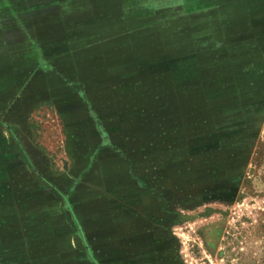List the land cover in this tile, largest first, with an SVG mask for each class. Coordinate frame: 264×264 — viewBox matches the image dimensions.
<instances>
[{
    "label": "rangeland",
    "instance_id": "rangeland-1",
    "mask_svg": "<svg viewBox=\"0 0 264 264\" xmlns=\"http://www.w3.org/2000/svg\"><path fill=\"white\" fill-rule=\"evenodd\" d=\"M0 264H264V0H0Z\"/></svg>",
    "mask_w": 264,
    "mask_h": 264
}]
</instances>
